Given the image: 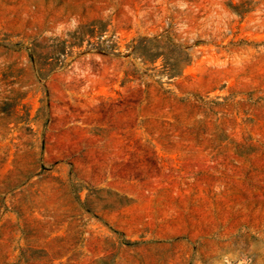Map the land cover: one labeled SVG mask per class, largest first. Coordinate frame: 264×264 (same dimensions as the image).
<instances>
[{"label": "rangeland", "instance_id": "374dc122", "mask_svg": "<svg viewBox=\"0 0 264 264\" xmlns=\"http://www.w3.org/2000/svg\"><path fill=\"white\" fill-rule=\"evenodd\" d=\"M0 264H264V0H0Z\"/></svg>", "mask_w": 264, "mask_h": 264}]
</instances>
